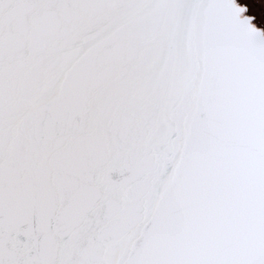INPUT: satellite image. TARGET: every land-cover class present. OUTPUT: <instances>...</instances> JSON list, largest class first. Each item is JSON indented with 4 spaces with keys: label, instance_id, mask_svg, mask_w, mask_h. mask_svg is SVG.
<instances>
[{
    "label": "snow or ice",
    "instance_id": "6c2138e0",
    "mask_svg": "<svg viewBox=\"0 0 264 264\" xmlns=\"http://www.w3.org/2000/svg\"><path fill=\"white\" fill-rule=\"evenodd\" d=\"M0 264H264V0H0Z\"/></svg>",
    "mask_w": 264,
    "mask_h": 264
}]
</instances>
